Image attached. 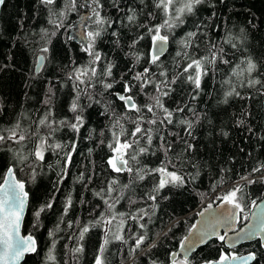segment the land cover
Listing matches in <instances>:
<instances>
[{
    "label": "trees",
    "instance_id": "16d2710c",
    "mask_svg": "<svg viewBox=\"0 0 264 264\" xmlns=\"http://www.w3.org/2000/svg\"><path fill=\"white\" fill-rule=\"evenodd\" d=\"M105 4L103 14L111 19L117 15L121 17L128 12V5H131L137 11L138 22L149 24L161 22V13L153 8V0H120L124 12L118 13L112 6V0H102ZM216 3V17L210 23L223 26L222 32L212 33L209 30V36L213 38L225 37L229 33L234 37L240 36V29L244 28L247 39L241 44L239 41L236 51V57L250 56L257 62L261 72H264V1L263 0H225V3ZM63 6V0H58ZM88 0H78V4H86ZM149 11L155 12V18H146ZM213 9L201 6L197 15L199 18L207 20ZM90 15L88 8L78 7L76 11H71L64 18V27L60 29L56 37L52 38L50 45H46L45 40L41 39V28L52 30L48 24V15L44 7L39 4V0H6L0 14V106L5 111L0 115V125L7 126L10 122L18 118V114L23 113L21 120L22 126L27 128L29 125L35 128L33 121L41 116L46 110L43 103L48 97V88L53 87L55 95L52 97V109L54 119L57 121L67 119L72 121L74 114L69 110L75 92L72 83L67 80L66 74L70 70L68 67L74 60L76 64H87L89 57L82 51L83 43L77 39H69L72 36L73 29L78 25L82 15ZM85 22V33L94 25L87 19ZM195 17L188 18V23L176 29V38L184 35L191 30L192 21ZM252 23H249V22ZM254 25V26H253ZM121 33V39L117 44L116 38L111 36L112 28H109L101 38L96 41V48L106 57L104 63L112 62L116 65L113 69L114 75L119 78L129 67L135 64V70L141 71L147 59V53L151 46L150 37L145 34V38L139 42L136 49H130L128 45L138 33L143 34L144 29L135 27H125L124 25H115ZM73 37V36H72ZM223 43V40H220ZM48 46L49 52L43 54L39 49ZM226 50L230 46L224 44ZM178 50V45L174 42L169 44V52L161 58L164 67L167 69L169 79L177 74L185 63L181 60V69H177L173 58ZM204 45L201 44V53ZM131 51H136L141 56L139 64L135 63V57L127 55ZM192 50L189 49V52ZM47 55L43 70L36 73V58L38 55ZM235 60V58H233ZM4 65H9L5 68ZM153 70L159 72L155 66H150ZM231 65L218 64L214 72L210 71L202 82V91L196 100H191L192 85L183 80V77L176 84L171 85L175 91L170 97H164L163 102L170 109L175 108L177 104L183 106L189 104L199 115L200 123L194 127L195 139L188 137L184 132L183 126L177 125L174 128L169 126L172 132L179 133L191 143L195 150L191 154L192 163L196 165L193 168L190 164H181L177 161V166L181 167L192 175L199 172V176L194 182H190L185 188L165 189L162 193L167 195L168 199L159 200L156 214L152 217L153 222L148 224L149 239L145 242L144 252H132L133 242L127 244L114 242L108 246V252L105 254L110 264H151L156 260L157 264H169V252H177L180 248V242L189 230L193 227L196 212L208 204H217L223 202L215 197L224 195L235 183L246 184V181L240 177L247 175L256 162L264 161V89L257 88H239L238 91L245 97L251 99L229 98L228 103H224V92L228 90V85H222V81L228 79L226 73L230 74ZM264 79V76H260ZM233 82L239 84L236 77ZM51 82V85H50ZM119 90V85H116ZM152 91V89H150ZM101 99V97H97ZM113 100V107L116 111L122 112L120 102L115 101L105 93L101 104H93L91 108L84 112L85 125L78 134L77 151L73 154V164L68 170L67 176L62 182L59 180V173L63 168L62 155L57 157L52 153L46 155V163L37 170L36 179H31L29 169L19 166L17 169V178L25 181V188L29 195V207L26 218L23 223V235L31 233L38 243L37 252L27 257L24 264H51L46 257L53 239L57 241L54 255L56 264H93L96 251L103 237V230L100 227L92 228L85 236L82 242L84 252L74 255L70 249L77 245L79 230L89 222H94L101 211L105 209L103 201L94 195L106 186V181L117 177L116 173L107 169L106 159L109 149L106 144L111 138L108 127L111 124L109 115H102L104 112L103 104ZM147 97L141 95L137 97L138 103L146 102ZM82 104H87L86 98L81 99ZM242 113H251L243 115ZM178 117L185 119H194L190 112L177 114ZM244 119V125H238V119ZM126 128L132 125L125 123ZM248 127L252 132L247 131ZM104 130L105 136L100 137L99 133ZM227 132L228 135H223ZM91 133V135H90ZM165 135L168 132L165 131ZM77 134L68 128H62L53 137L52 142L66 143L76 139ZM169 140H175L176 137L168 135ZM100 139L105 140V144H100ZM155 143H159L156 141ZM182 145H176V151L179 152ZM89 149L92 152L89 153ZM243 149V151H241ZM155 150V148L153 149ZM251 153L252 155H247ZM175 156V153H170ZM59 159V163L57 160ZM143 163L149 167H157L162 159H165L162 152L156 155H149L141 158ZM12 162L11 154L0 151V183L6 173V169ZM134 164V162H133ZM48 165H52L51 168ZM135 167V164H134ZM23 168V171L19 169ZM96 175L92 182L85 187L83 181L79 180L81 173L85 174V179L92 172ZM261 173H256L259 177ZM121 183H128L127 173L117 177ZM154 177H146L145 181L133 185L135 192L126 190V195L132 196L137 200L131 207L122 201L118 204L117 210L120 212H135L138 208L148 209L153 201L147 200L146 193L150 192ZM215 186V190L214 189ZM57 188L59 189L57 191ZM250 194V201L255 199L257 202L264 198V183L252 184L245 188ZM203 194V195H202ZM113 195H116L114 193ZM72 199V207L67 215L64 214V208L68 197ZM143 197V199H141ZM81 200L84 203H81ZM51 202L52 208L41 213L39 226L36 225L34 212L45 203ZM99 205V207H97ZM252 208L248 207L245 213L247 215ZM63 218V222H61ZM148 217L145 216V223ZM72 227L68 228V223ZM247 220L241 219L238 227H241ZM115 223V222H114ZM132 223V222H130ZM59 224L60 231L55 233L54 237L49 236V232L54 231ZM136 227L135 224H133ZM165 233L167 235L165 236ZM71 237V238H70ZM155 242L156 248L147 253L148 246ZM221 250L233 251L240 255H246L255 251L260 259V264H264V248H260L258 242L243 245L237 249L228 250L218 240H213L205 248L198 250L191 258L197 264H202L204 260H216L219 258ZM179 257V256H178ZM177 259H180L179 257ZM254 264V263H253Z\"/></svg>",
    "mask_w": 264,
    "mask_h": 264
},
{
    "label": "snow or ice",
    "instance_id": "6c2138e0",
    "mask_svg": "<svg viewBox=\"0 0 264 264\" xmlns=\"http://www.w3.org/2000/svg\"><path fill=\"white\" fill-rule=\"evenodd\" d=\"M5 3L6 0H0V6H4ZM140 3L143 4L144 0H140ZM219 3H225V0H219ZM39 4L47 12V22L52 26L51 31L46 28L40 29L41 39L45 40L46 45H50L52 38L56 37L60 29L64 27V18L69 12L76 11L78 7L88 8L90 15L87 19L94 27L87 31V43L82 48V51L89 57L87 64L79 65L73 60L68 66L70 70L66 74V78L72 83L75 92L69 108L74 114L72 121L54 119L51 105L55 93L53 87L50 86L48 88L49 95L43 101L47 106L46 110L33 121L35 128H32L31 125L27 128L22 126L19 117H22L23 113L18 114V118L10 122L9 125H0V151L10 153L12 160L2 177L3 182L0 183V264H21L26 255L37 252L36 238L31 233L21 234L28 192L25 191V181L17 178L18 167L21 165L27 167L31 179L35 180L37 170L46 163V155L49 152L57 157L62 155L63 168L58 174L57 183L62 182L73 164V154L77 151L78 134L86 122L84 112L93 104H101L105 93L114 97L115 101H119L122 109V112L118 113L113 107V100H108L103 104L104 112L101 114L109 115L111 119V124L108 127L111 138L106 144L110 153L106 159L107 169L116 173L117 177L127 173L129 180L128 183H121L117 177H114L106 181L105 187L94 192V195L103 201L105 209L100 212L99 217L94 222H89L88 225L80 228L77 245L70 251L77 256L83 253L82 242L85 240L86 234L92 228L100 227L103 230V237L96 251L93 264H110L105 254L108 252V246L114 242L127 244L131 240L133 253L136 251L144 252L145 242L149 239L148 224L153 222L152 217L156 214V208L159 206L158 201L168 199L167 195L162 194L164 190L185 188L199 176L198 171L192 175L177 166V161H179L181 164H190L193 168L196 167L191 159L195 146L184 136L172 132L169 126L173 128L177 125L183 126L186 135L194 140V127L200 123V115L187 103L183 106L177 104L172 109L165 106L163 98L170 97L175 91L171 85L176 84L183 77L185 82L193 86L190 95L191 100H196L202 91L204 77L209 75L210 71L214 72L218 64L231 65L230 74L226 73L228 79L222 81V85L229 86L228 90L224 92L223 102L227 104L229 98L233 97L252 98L243 96L238 91V87L257 88L259 86L258 91L264 89V79L260 78V76H264V72L260 71L257 62L250 56L236 57V51H239L237 41L242 44L247 39L244 28L240 29V36L238 37H234L231 33L225 37L213 38L209 36L206 30L212 33L223 31L222 25L210 23L217 15L214 0H153V8L159 10L162 17L161 22L153 24L138 22L137 11L131 5L127 6L128 12L131 14L124 13L123 17L117 15L115 19H111L103 14L105 4L102 0H88L86 4H78V0H63L62 7L58 0H39ZM112 6L118 13L124 12L120 0H112ZM201 6L213 9L207 20L201 19L197 15ZM190 17H195L192 21L191 30L176 38L175 30L187 24ZM146 18H155V12L149 11ZM115 25L144 29V33H138L128 47L133 50L136 49V46L147 34L150 37L151 46L145 64L149 66H144L141 71H136L134 64L117 78L113 72L116 65L112 62L104 63L106 57L97 50L96 41L109 28H112L111 36L115 37V42L119 44L121 33L118 28L114 27ZM69 39H74V37L69 36ZM221 39L223 43H220ZM172 42L178 45V50L173 58L175 67L181 69V60L185 63L182 70L169 79L168 71L164 67L161 57L165 55L169 44ZM201 44L204 45L202 53ZM224 44L229 45L230 49L234 51L226 50ZM189 49L192 51L189 52ZM39 52L47 54L49 47L44 46L39 49ZM43 54L36 58V73L43 70L45 61L48 59L47 55ZM127 55L134 56L136 64L140 63L141 56L136 51H131ZM150 66H155L159 72L157 73ZM4 67L7 68L9 65H4ZM233 77L239 81L238 86L233 82ZM116 85H119V90L116 89ZM141 95L147 97L146 102L142 104L137 102V97ZM98 96L101 99H97ZM82 97L87 99V104L81 103ZM4 111L5 109L0 106V115H3ZM186 111L190 112L194 119L177 116V114ZM243 115L250 116L251 113H242ZM125 123L132 125V127L126 128ZM237 123L242 126L245 120L238 119ZM62 128L70 129L77 134V138L66 143L52 142L55 134ZM165 131L176 139L169 140L168 135L164 134ZM247 131L252 132V128L248 127ZM223 135L227 136L228 133L224 132ZM99 136H105L104 130L100 131ZM156 141L159 143H155ZM99 143L105 144V140L100 139ZM177 144L182 145L179 152L176 151ZM154 148L155 150H153ZM91 152L92 149H89V153ZM157 152H162L165 157L157 167L152 168L143 163L142 157L154 156ZM170 153H175V156H170ZM247 155L251 156L252 154L248 153ZM57 163H59V159ZM48 167L51 168L52 165H48ZM19 170L23 171V168ZM256 173H261V175L256 177ZM95 175L96 173L93 171L85 179V174L81 173L78 179L83 181L87 187ZM146 177L155 178L151 191L146 193L147 200L155 203L149 205L148 209L140 207L135 212L118 211L116 206L122 201H125L130 207L137 203V200L133 199L132 196L126 195V190L135 192L133 185L145 181ZM240 179L246 181V184L237 182L224 195L215 197V199L223 201L224 207L213 213L201 227L196 228L194 232L190 231L188 235L182 238L180 253L175 251L168 253L169 264H197L191 258V254L200 245L208 243L212 238L222 244L227 239L230 248H234L241 241L252 240H256L260 248H264V201L258 205L257 201L253 199L249 204L250 194L245 191V188L252 184L264 183V161L258 160L247 175L241 176ZM213 190H215V186ZM114 193L116 195H113ZM81 203L84 201L81 200ZM52 206V203L48 202L34 212L36 218V225L34 226H39L41 213L51 209ZM71 207L72 199L69 196L64 208L65 215ZM211 207L212 205L209 204L205 211ZM248 207L258 209L251 217L254 222L247 229L242 228L237 231L235 224L241 219H249L247 215H242ZM199 215L203 216L204 212L199 213ZM145 216L148 217V221L141 223ZM61 222H63V218H61ZM67 226L71 228L73 225L69 222ZM220 228L225 230L224 234H220ZM58 231H60L59 224L54 231L49 232V236L54 237ZM229 232L235 234L229 237ZM166 235L167 233H165ZM56 243L57 241L53 239L46 257L51 264H56V256L54 255ZM156 247L155 242L151 243L146 254L151 253V250ZM181 253L182 257L177 259ZM253 262L260 264V259L255 251L249 252L247 255H240L233 251L221 250L218 259L204 260L202 264H253ZM151 264H157V261L152 260Z\"/></svg>",
    "mask_w": 264,
    "mask_h": 264
},
{
    "label": "water",
    "instance_id": "95a60500",
    "mask_svg": "<svg viewBox=\"0 0 264 264\" xmlns=\"http://www.w3.org/2000/svg\"><path fill=\"white\" fill-rule=\"evenodd\" d=\"M263 1H264V0H263ZM2 8H3V6H0V14H1ZM86 17H87V14H83V15H82V18L84 19V21H86ZM78 40L81 41L83 44H86V43H87L86 38H85V37H80V35H79V39H78ZM168 52H169V46H168L167 51H166V53H165L164 56H166ZM164 56H162L161 58H163ZM25 191H26V188H25ZM262 201H264V198H263L262 200H260L259 202H257V204L259 205ZM211 205H212V207H211V209H208V211H205V209L208 208V205H206V206L202 207L199 211L196 212V219H195V222H194V225H193V226H195V228L192 227V228L189 230V232H190V231H193V232H194L195 229L201 227V225H202L206 220H208V219L213 215V213H215V212L221 210V209L224 207L223 202H220V203H217V204H211ZM28 207H29V195H28V202H27V207H26L25 214H24L23 223H24V220H25L26 215H27ZM257 211H258L257 208H252V210H251V212H250V214H249V219L247 220V222H246L244 225H242L241 227H238V223H236V224H235V229H236L237 231H239V230L242 229V228H243V229H247V227H248L251 223L254 222V221L251 219L252 214L255 213V212H257ZM201 212H204V215H203V216L199 215V213H201ZM23 223H22V227H21V234H22V235H23V231H22V230H23ZM224 231H225V230H224L223 228H220V229H219L220 234H224ZM189 232H188V233H189ZM188 233H187V235H188ZM234 234H235L234 232H229V233H228L229 237L233 236ZM213 240H216V239H215V238H212L210 241H208V243L200 245V246L196 249V251L193 252V253L191 254V257H192V256H193L198 250H201V249L205 248V247H206L210 242H212ZM254 242H257V241H256V240H252V241H241V242L237 243L236 246H235L234 248H230V247H229V244L227 243V239H226V241H225L223 244H224V246H225L226 249H228V250H233V249H237V248H239V247H241V246H243V245L252 244V243H254ZM37 250H38V243H37ZM180 251H181V250H180V248H179L177 252L180 253ZM34 254H35V253H32V254L26 255V256L24 257V260L21 261V264H24V262H25V260H26L27 257H30V256H32V255H34ZM246 255H247V254H246ZM179 257H182V253H181V255H180ZM253 263H254V262H253Z\"/></svg>",
    "mask_w": 264,
    "mask_h": 264
},
{
    "label": "rangeland",
    "instance_id": "374dc122",
    "mask_svg": "<svg viewBox=\"0 0 264 264\" xmlns=\"http://www.w3.org/2000/svg\"><path fill=\"white\" fill-rule=\"evenodd\" d=\"M85 22L84 19H80L79 23L77 26H75V28L73 29V33H72V36L75 38V39H79V35L80 37H85L86 38V33H85ZM85 45V44H83ZM209 205V204H208Z\"/></svg>",
    "mask_w": 264,
    "mask_h": 264
},
{
    "label": "bare ground",
    "instance_id": "6f19581e",
    "mask_svg": "<svg viewBox=\"0 0 264 264\" xmlns=\"http://www.w3.org/2000/svg\"><path fill=\"white\" fill-rule=\"evenodd\" d=\"M179 258V257H178Z\"/></svg>",
    "mask_w": 264,
    "mask_h": 264
}]
</instances>
